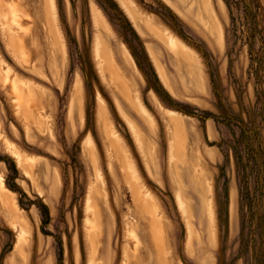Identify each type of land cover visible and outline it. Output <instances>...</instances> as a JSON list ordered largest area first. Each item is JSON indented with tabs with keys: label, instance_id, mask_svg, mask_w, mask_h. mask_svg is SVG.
I'll list each match as a JSON object with an SVG mask.
<instances>
[{
	"label": "rangeland",
	"instance_id": "rangeland-1",
	"mask_svg": "<svg viewBox=\"0 0 264 264\" xmlns=\"http://www.w3.org/2000/svg\"><path fill=\"white\" fill-rule=\"evenodd\" d=\"M125 1L0 0V264H264V0Z\"/></svg>",
	"mask_w": 264,
	"mask_h": 264
},
{
	"label": "bare ground",
	"instance_id": "bare-ground-1",
	"mask_svg": "<svg viewBox=\"0 0 264 264\" xmlns=\"http://www.w3.org/2000/svg\"><path fill=\"white\" fill-rule=\"evenodd\" d=\"M122 1V4L123 6L125 7V9L127 10L129 16L131 17V19L134 21V22H138L139 19V15L136 13L135 9L128 3L126 2L125 0H121ZM169 1V0H168ZM191 2L189 3V11L190 13L192 14H196V16L201 20L203 21L204 23H206V25H209L211 22L214 23V21L217 22V15H216V11H215V7H214V4H213V0H190ZM134 2V1H133ZM52 4L54 6V0H52ZM92 4V3H91ZM133 4V3H132ZM137 6V4H136ZM55 7V6H54ZM135 7V6H134ZM136 8V7H135ZM92 12H93V19H94V22L96 24V26H99L102 24L105 23V19L101 13V11L94 5L92 4ZM142 13V12H141ZM140 13V15H141ZM145 25L146 27L151 30L155 35H156V38H160L163 42H165V46H168L170 51L174 52L175 53V56H184L186 60H192V58L194 57L192 54V49L190 47H188L181 39H179L178 37L174 36L173 34L169 33L168 31H161L158 27L155 26L154 24V21L152 20H146L145 21ZM108 26V25H107ZM109 27V26H108ZM110 29V28H109ZM145 29V28H144ZM139 30V29H138ZM4 31V30H3ZM143 32V31H142ZM150 32V31H149ZM144 35V34H143ZM12 37V36H11ZM13 38V37H12ZM159 39V40H160ZM23 41V39H22ZM21 41V42H22ZM99 38L97 39L96 43H98V45H96L95 47L98 49L99 46ZM10 42H12V39L10 40ZM14 42V41H13ZM12 42V43H13ZM101 42V41H100ZM102 43V42H101ZM22 44V43H21ZM13 45V44H12ZM104 45V44H103ZM102 45V46H103ZM167 47V48H168ZM95 48V49H96ZM105 53H107V56H104V57H107V59L105 58V61H106V65H104L103 61L101 60V55H100V52H98L96 54L97 56V59L99 60V63H98V66L100 68V72H102V74L104 72H106V70H109L107 68H110V69H113V75H112V79H113V82L114 80L116 81L117 79V75H119V77L122 75L121 72L119 71L118 67H117V61L115 59V55L114 53L112 52V50L110 49L109 46H106L105 48ZM98 51V50H97ZM101 51V50H100ZM150 51V54L151 56L153 57L154 61H157L156 60V56L154 55V52L151 49H149ZM122 52L124 53V57L126 59V61L128 63H132L133 59L130 55V52L127 50L126 47H124V51L122 50ZM96 53V52H95ZM104 54V53H103ZM193 56V57H192ZM177 58V57H176ZM194 59V58H193ZM182 60V59H181ZM184 60V59H183ZM195 60V59H194ZM107 61H109L110 63H108ZM179 61V59H178ZM193 63H195L193 61ZM133 64V63H132ZM97 66V67H98ZM111 66V67H110ZM105 67H107L105 69ZM158 68L160 70V73L163 74L162 72V69L160 68V66L158 65ZM110 71V70H109ZM192 71V70H191ZM190 71V72H191ZM108 73V71H107ZM192 73V72H191ZM194 73V72H193ZM101 74V75H102ZM109 74V73H108ZM116 74V75H115ZM118 77V78H119ZM164 77V75H163ZM103 78V77H102ZM125 78V77H124ZM14 80V79H13ZM125 80V79H123ZM7 81V79L5 80ZM167 81V80H166ZM15 82V80H14ZM12 81V83H14ZM112 82V81H111ZM6 83V82H5ZM116 83V82H114ZM18 84V83H17ZM16 84V85H17ZM117 84V83H116ZM16 85L14 86V88L16 87ZM19 85V84H18ZM122 85V84H121ZM125 85V84H124ZM17 89V90H16ZM14 90L19 91L18 88H16ZM127 90V91H126ZM130 91V90H129ZM128 91V88L126 89V86L124 88V92L125 94L123 93V95L125 96V98L127 99V102L129 103V105L131 106V108L140 116L142 117L143 119L145 120H150L148 115H147V110L145 109V106L143 105V103L141 102L140 98H137V96L135 97V99L131 96V93ZM21 98V96H20ZM156 98V97H155ZM100 102L104 105V109L105 108V104L103 102V100L101 99V97L99 98ZM156 100V99H155ZM118 106V105H117ZM107 110V109H106ZM119 110H120V114H122V116L124 117V120L126 121V123L130 126H133L134 122L131 120L130 116L124 111V109L121 107V105H119ZM169 114H167L168 116L170 115V118L172 120V122L174 123L173 125L175 126H180L182 125V119L180 118V115L177 113V112H174V111H168ZM166 117V116H165ZM108 118V117H107ZM168 118V117H167ZM184 120V119H183ZM110 121V120H109ZM108 121V123H109ZM107 123V124H108ZM172 124V123H171ZM109 125V124H108ZM112 125V124H111ZM107 126V125H106ZM110 126V125H109ZM108 128V126L106 127ZM112 128V127H111ZM108 134V133H107ZM112 135L114 138L116 139H120V136L119 134L112 130ZM108 137V136H107ZM15 157L17 158V161L19 163V165H22L23 162H22V156L18 153V152H15L14 153ZM0 192H4V193H10L11 191L7 188L6 184H5V180L3 178L2 175H0ZM15 206V205H14ZM15 209L18 211L17 209V206H15ZM18 217V216H17ZM15 220V218H14ZM19 221V220H18ZM16 225V224H14ZM15 228V227H14ZM20 235V234H19ZM22 235V234H21ZM19 236V237H22V236ZM22 239V238H21ZM19 238V240H21ZM19 241L17 240V243ZM20 246H18L19 248Z\"/></svg>",
	"mask_w": 264,
	"mask_h": 264
},
{
	"label": "trees",
	"instance_id": "trees-1",
	"mask_svg": "<svg viewBox=\"0 0 264 264\" xmlns=\"http://www.w3.org/2000/svg\"><path fill=\"white\" fill-rule=\"evenodd\" d=\"M42 209H43V213H44L43 215L45 216V218H47V217H48V215H47V212H48L47 207H46L45 205H42ZM44 223H45V224L47 223L46 220H45ZM59 260H61V253H60Z\"/></svg>",
	"mask_w": 264,
	"mask_h": 264
}]
</instances>
